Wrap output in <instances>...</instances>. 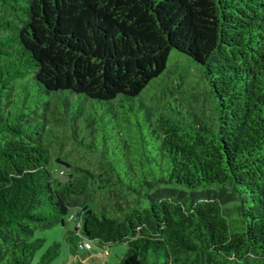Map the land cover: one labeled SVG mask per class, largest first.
Returning <instances> with one entry per match:
<instances>
[{
  "label": "trees",
  "instance_id": "trees-1",
  "mask_svg": "<svg viewBox=\"0 0 264 264\" xmlns=\"http://www.w3.org/2000/svg\"><path fill=\"white\" fill-rule=\"evenodd\" d=\"M172 49L217 107L140 100L146 136L122 100ZM100 121L122 145L97 171L53 154L98 151ZM75 218L80 242H127L117 264H264V0H0V264H50L36 229Z\"/></svg>",
  "mask_w": 264,
  "mask_h": 264
},
{
  "label": "rangeland",
  "instance_id": "rangeland-1",
  "mask_svg": "<svg viewBox=\"0 0 264 264\" xmlns=\"http://www.w3.org/2000/svg\"><path fill=\"white\" fill-rule=\"evenodd\" d=\"M140 100L150 105L154 109V113L157 112V108L162 102L171 100L173 106L179 105L185 111L193 109L203 119L212 114L213 109L217 107L215 94L204 75L203 66L177 49L171 50L167 68L163 74L154 78L140 95L135 97L134 101L122 100L126 108H133L131 115L134 118L135 114L138 116L143 123L144 134L148 136L149 120L146 117L145 108L139 105ZM101 111L102 108L99 112ZM113 124L107 121L104 125L100 121L97 129L91 134L90 137L94 139L98 151L79 147L70 139H66L61 145L53 147V154L67 159L74 165L97 171L100 157L103 158L102 151H107L108 155H113L115 152L120 153L122 144L118 142L117 128ZM53 168L55 176L59 177V166L56 164ZM108 197V194L102 191L94 193L95 202L106 201ZM78 211L79 208L73 209L75 214ZM77 224L78 220L75 218L67 219L65 224H57L51 228L36 229L35 235L44 237L45 243L36 252L35 259L37 260L44 250L55 241L60 242V252L50 264H117L127 251L126 241L102 244L98 240H93L92 250L74 248V244L82 240V237L76 233ZM105 250L108 251V254Z\"/></svg>",
  "mask_w": 264,
  "mask_h": 264
},
{
  "label": "built area",
  "instance_id": "built-area-1",
  "mask_svg": "<svg viewBox=\"0 0 264 264\" xmlns=\"http://www.w3.org/2000/svg\"><path fill=\"white\" fill-rule=\"evenodd\" d=\"M79 247L81 249H91L92 248V244L89 240H85V241H81L79 243ZM106 253H108V251H106Z\"/></svg>",
  "mask_w": 264,
  "mask_h": 264
}]
</instances>
